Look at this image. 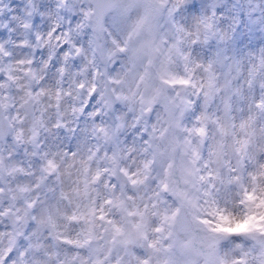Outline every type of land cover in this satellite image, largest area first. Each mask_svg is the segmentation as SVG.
<instances>
[{
    "label": "clouds",
    "instance_id": "obj_1",
    "mask_svg": "<svg viewBox=\"0 0 264 264\" xmlns=\"http://www.w3.org/2000/svg\"><path fill=\"white\" fill-rule=\"evenodd\" d=\"M0 264H264V0H0Z\"/></svg>",
    "mask_w": 264,
    "mask_h": 264
}]
</instances>
